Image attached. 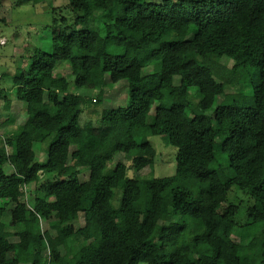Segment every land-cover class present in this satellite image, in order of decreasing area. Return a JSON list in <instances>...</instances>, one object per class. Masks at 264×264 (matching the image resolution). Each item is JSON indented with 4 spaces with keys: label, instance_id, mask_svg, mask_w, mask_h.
I'll return each instance as SVG.
<instances>
[{
    "label": "trees",
    "instance_id": "1",
    "mask_svg": "<svg viewBox=\"0 0 264 264\" xmlns=\"http://www.w3.org/2000/svg\"><path fill=\"white\" fill-rule=\"evenodd\" d=\"M59 8L71 25L54 17L51 52L35 47L12 77L25 122L0 112V264H264V0H66L53 13ZM60 61L70 78L56 70ZM152 63L156 85L144 73ZM250 69L258 74L251 99L231 100L225 87ZM121 80L127 104L81 122L83 105L99 101L90 91ZM216 132L231 143L230 173L214 166ZM160 134L177 149L175 173L128 176L152 168L148 136ZM31 184L29 208L19 198ZM233 185L252 199L241 224L238 206L226 203ZM84 212L93 220L75 228ZM42 221H51L50 250Z\"/></svg>",
    "mask_w": 264,
    "mask_h": 264
},
{
    "label": "rangeland",
    "instance_id": "2",
    "mask_svg": "<svg viewBox=\"0 0 264 264\" xmlns=\"http://www.w3.org/2000/svg\"><path fill=\"white\" fill-rule=\"evenodd\" d=\"M4 9L1 10L0 15V39L5 40L4 45H0V112L7 111L9 114H16L15 123H24L27 117L25 105L15 99L14 92L11 89L12 77L16 71L27 65V60L32 52L31 45L41 50L51 52V36L53 30L58 26L53 24V18L57 17L59 20L64 17L62 23L64 25H71V12L66 8H59L54 14L52 7L60 6L66 0H42L37 4H33L32 0H0ZM160 2V0H153ZM3 16V17H2ZM59 23V21H58ZM61 24V23H60ZM89 26H94V21L91 19L88 22ZM211 58H205L204 63L210 65ZM223 64L235 72H240L241 67L237 65L232 59L223 56ZM60 73L68 75L70 78V69L65 61H60L56 67ZM145 74L153 75V84L158 82V65L152 63L149 67L144 69ZM106 82L109 83V77L106 75ZM258 81V74L255 70H248L244 77H241L237 84L225 87V92L230 93L231 100H248L251 99L253 85ZM126 81L121 80L115 84H107L103 93L100 95L97 91H90L92 97H98V102L85 103L83 105L84 112L80 116V121H96L100 112L103 109H110L117 106H124L127 104L126 96ZM179 99L184 97V89L178 88ZM188 100L191 105L196 104L199 100V94L195 86L188 88ZM223 99H219L218 103H223ZM226 103V101L224 102ZM190 108V107H189ZM153 113V110H152ZM211 113V112H210ZM209 113V114H210ZM153 114L150 115L149 121L152 120ZM7 116L0 117V134L6 129ZM216 162L215 167H221L226 173H230L227 165V158L224 149L231 148V143L226 141L225 135L216 132ZM148 140L156 152L152 168L145 167L138 172L128 170L127 174L130 177H166L171 176L176 171V152L177 149L169 143L166 134L150 135ZM34 153L40 161L46 160V153L40 148L38 143L34 144ZM118 157L117 155L115 156ZM115 165V161L108 164L110 168ZM41 175V173H39ZM87 173L80 175L81 179H85ZM35 185H27L22 187L23 195L19 201L24 202L27 207H31L34 200ZM49 192V189H47ZM120 190L117 191L114 198V204L117 203ZM226 203L235 204L238 206V212L235 220L238 223H243L247 216V207L251 205L252 199L249 195L238 186L233 185L226 197ZM15 202H10L6 205L9 212L13 208ZM94 218V213L84 212L80 213L77 220L73 222L75 228H79ZM7 221V218H5ZM51 221H42L41 228L45 238L46 249L50 250L54 247L50 236L53 234L50 228ZM15 240L16 237H12Z\"/></svg>",
    "mask_w": 264,
    "mask_h": 264
},
{
    "label": "crops",
    "instance_id": "3",
    "mask_svg": "<svg viewBox=\"0 0 264 264\" xmlns=\"http://www.w3.org/2000/svg\"><path fill=\"white\" fill-rule=\"evenodd\" d=\"M32 2H33V0H32ZM33 4H34V3H33ZM4 7H5V5H3L2 2L0 1V12H1L2 9H4ZM52 12H53V11H52ZM0 15H1V13H0ZM2 17H3V16H2ZM34 48H35V47L31 45V49H34ZM0 75H1V74H0Z\"/></svg>",
    "mask_w": 264,
    "mask_h": 264
},
{
    "label": "built area",
    "instance_id": "4",
    "mask_svg": "<svg viewBox=\"0 0 264 264\" xmlns=\"http://www.w3.org/2000/svg\"><path fill=\"white\" fill-rule=\"evenodd\" d=\"M5 40H3V39H0V45H4L5 44ZM25 187V186H24Z\"/></svg>",
    "mask_w": 264,
    "mask_h": 264
}]
</instances>
